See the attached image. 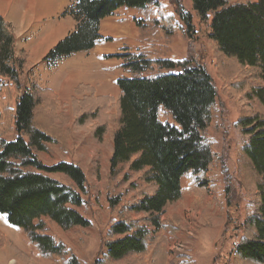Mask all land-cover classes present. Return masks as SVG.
<instances>
[{"label":"trees","instance_id":"1","mask_svg":"<svg viewBox=\"0 0 264 264\" xmlns=\"http://www.w3.org/2000/svg\"><path fill=\"white\" fill-rule=\"evenodd\" d=\"M181 1L170 0V4L185 32L193 29L192 15L207 29L216 78L238 111L236 127L246 138L235 150L237 180L247 201L233 255L247 264H264V0H189L192 15ZM158 7L159 0H73L63 15L72 18L74 30L43 62L52 67L72 54L92 50L101 38V22L121 8L135 10L151 24L160 23V19L149 20L150 9ZM3 23L0 17V214L23 232L40 257H58L64 247L40 233L42 221L48 219L62 230L90 227L77 210L82 196L88 194L87 182L74 164L47 167L39 160L38 154L49 146L67 148V130L57 124L59 129L46 131L36 121L42 107L43 120L56 124L60 103L51 89L35 82L26 88L24 80L35 65L25 52L15 54V41L3 36ZM135 25L140 26L139 22ZM123 58L121 68L129 77L116 80V99L85 94L92 89L80 86L76 94L86 96L70 101L78 121L83 117L90 121L97 110L115 107L109 173L128 165V171L139 176V182L118 191L124 179L107 185L105 253L93 264L125 260V264H166L165 231L175 228L163 216L182 199L181 181L185 180L186 191L196 204L207 185L214 183L207 178L212 143L204 131L211 123L217 92L205 67L193 61L147 59L139 53ZM161 112L167 122L161 120ZM13 136L11 141L5 139ZM55 174L73 185L54 179ZM100 217L94 214L97 223ZM8 245L0 232V250ZM178 259L177 264H189L185 255Z\"/></svg>","mask_w":264,"mask_h":264},{"label":"rangeland","instance_id":"2","mask_svg":"<svg viewBox=\"0 0 264 264\" xmlns=\"http://www.w3.org/2000/svg\"><path fill=\"white\" fill-rule=\"evenodd\" d=\"M181 2L184 10L191 13L190 1ZM72 3L73 0H0V17L4 21L3 36H11L15 41V54L25 52L28 61L35 65L31 75L29 73L24 80L26 88L35 82L42 88L51 89L60 103L56 124L43 120L46 114L42 107L36 121L46 131L59 129L57 124L67 130V148L49 146L38 154V158L47 167L67 163L83 171L88 194L82 196L83 203L77 210L91 226L62 230L43 219L44 228L40 233L50 236L64 249L58 257L42 258L23 232L9 225L0 214V232L9 243L0 250V264H93L103 258L106 187L110 181L117 184L124 179L126 183L121 184L116 189L118 191L130 182H139V176L128 171V165H122L112 175L109 173L110 132L116 120L115 107L109 111L97 110L90 121L88 117L78 121L72 114L70 101L74 96L80 99L85 94L116 99L119 95L116 80L129 77L121 68L125 62L123 56L135 53L147 59H186L200 64L212 77L217 92L211 123L204 131V136L212 143V162L207 178L214 183L207 185L205 195L196 204L194 198L190 200L185 180L181 181L184 197L172 204L163 216L171 220L175 228L170 233L165 231L166 264H177L178 255L187 256L189 264H247L233 255L241 238L237 226L247 201L237 180L235 150L246 138L236 127L238 111L223 95L216 78L213 44L206 37L207 29L191 13L193 29L185 32L186 28L177 18L170 0H159V7L150 9L149 20L160 19V23L154 24L143 20L133 9L121 8L100 24L101 38L92 50L72 54L47 67L44 57L74 30L72 18L63 15ZM135 22L140 26L137 27ZM160 26L164 27L163 31H159ZM242 70L249 76L252 74L249 68ZM80 86L92 90L78 96L76 91ZM102 112L105 114L101 115ZM160 118L163 122L168 121L163 112ZM14 138L5 139L11 141ZM52 177L73 185L63 175ZM227 189L229 191H225ZM95 213L102 216L98 223L94 220ZM95 217L99 219L97 215Z\"/></svg>","mask_w":264,"mask_h":264},{"label":"crops","instance_id":"3","mask_svg":"<svg viewBox=\"0 0 264 264\" xmlns=\"http://www.w3.org/2000/svg\"><path fill=\"white\" fill-rule=\"evenodd\" d=\"M107 19H108V18H107ZM105 20H106V19H105ZM103 21H104V20H103ZM103 21H102V22H103ZM102 22H101V23H102ZM183 197H184V196H183ZM188 197H189V196H188ZM188 197H187V200H188ZM191 199H193V198H192V197H190V200H191Z\"/></svg>","mask_w":264,"mask_h":264}]
</instances>
